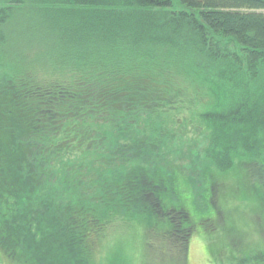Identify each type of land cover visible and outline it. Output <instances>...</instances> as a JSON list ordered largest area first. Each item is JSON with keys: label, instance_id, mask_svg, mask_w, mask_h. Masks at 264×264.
Wrapping results in <instances>:
<instances>
[{"label": "trees", "instance_id": "trees-1", "mask_svg": "<svg viewBox=\"0 0 264 264\" xmlns=\"http://www.w3.org/2000/svg\"><path fill=\"white\" fill-rule=\"evenodd\" d=\"M205 102L194 128L207 127L206 162L193 182L167 115ZM235 170L247 182L236 190L264 209V0H0V249L10 262L90 264L118 217L183 251L196 224L166 200L187 185L198 202L211 191L213 205L219 175Z\"/></svg>", "mask_w": 264, "mask_h": 264}, {"label": "rangeland", "instance_id": "rangeland-1", "mask_svg": "<svg viewBox=\"0 0 264 264\" xmlns=\"http://www.w3.org/2000/svg\"><path fill=\"white\" fill-rule=\"evenodd\" d=\"M206 103L197 112L194 110V115L185 106L178 111L171 109L167 115V125L173 128V138L168 142L173 150L182 148V171L193 182V178L198 177L199 167L206 162L203 155L200 157L199 140L203 131L208 135L207 127L200 124L199 128H194L200 122L199 115L207 108ZM190 120L193 124L187 134H179L182 122ZM225 176L233 178L235 183L232 194ZM225 176L219 175L216 181L214 206L209 204L211 191L202 192L198 202L197 195L187 185L179 193L180 201L166 200L168 205L184 208L196 224L185 250L176 252L175 241H164L158 235L145 237L140 218L125 224V219L118 217L102 230L97 237L100 242L94 241L91 245L90 264H237L240 260L245 261L244 264H264V209L252 194L236 190L237 185L247 184L241 172L235 170L233 175L228 172ZM195 188L200 189L201 185ZM0 264H13L1 249Z\"/></svg>", "mask_w": 264, "mask_h": 264}]
</instances>
